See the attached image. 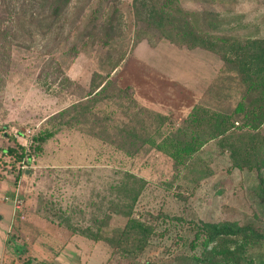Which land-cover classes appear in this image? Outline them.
<instances>
[{
	"label": "rangeland",
	"instance_id": "1",
	"mask_svg": "<svg viewBox=\"0 0 264 264\" xmlns=\"http://www.w3.org/2000/svg\"><path fill=\"white\" fill-rule=\"evenodd\" d=\"M98 1L73 0L66 14L69 21L81 11L76 30L65 45L76 44L78 54L63 59L73 86L44 81L35 53L13 51L8 62L0 55V172L12 175L13 180L19 173L13 185L19 182L25 205V220L11 235L14 241L9 247L13 246L19 257L31 260L28 252L33 244L60 247L79 236L69 226L113 238L126 223L119 212L132 196L126 194V175L143 182L132 217L152 229L148 246L139 256L126 255L99 241L102 245L88 254L86 264H176L181 257L199 256V250H190L189 244L201 223L251 226L264 234V199L259 194L264 167L239 169L235 164L243 163L241 156L234 155L239 139L246 135L253 136L252 145L261 143L264 150V124L249 130L243 116L233 114L245 87L237 67L223 60L226 50L215 38L241 46L264 40V0H179L180 8L194 15L197 29L214 35L197 41L204 49L188 48L198 38L181 22L178 27V21L160 20L155 18L157 14L152 15V24L162 29L170 22L174 31H166L169 38L183 45L166 39L154 47L146 40L137 43L134 0L100 4V20L94 25L90 19ZM153 2L158 5L161 0ZM153 36L156 39V33ZM57 53L55 58L60 55ZM108 74L140 107L167 119L152 137L153 145L126 157L91 136L63 130L39 153L29 155L31 142L23 147L24 140L14 138V132L37 134L51 116L102 85ZM193 108H198L203 118L228 116L233 126L223 137L205 144L186 169H175L163 140L182 125ZM115 112V117L126 121L119 109ZM206 130L203 126L201 132ZM9 148L15 151L12 157L3 154ZM56 233L60 236L54 237ZM247 256L255 264H264L263 248L247 251Z\"/></svg>",
	"mask_w": 264,
	"mask_h": 264
},
{
	"label": "trees",
	"instance_id": "2",
	"mask_svg": "<svg viewBox=\"0 0 264 264\" xmlns=\"http://www.w3.org/2000/svg\"><path fill=\"white\" fill-rule=\"evenodd\" d=\"M72 2L73 0H0V49L2 51L0 55L8 62L11 60L13 51L35 53L36 63H38L36 66L39 67V75L44 76V81L48 79L49 85L58 81V85L73 86L63 68V59L65 61L78 54L76 44L69 48L65 47L76 30L81 14L80 11L79 16L76 14V18L67 21L66 14ZM98 2L99 5L92 12V19H90L94 25H97L100 20L101 5L104 2L108 3V0ZM134 7L135 21L138 24V29L134 33L137 43L146 40L151 47H154L162 39H166L176 46L183 45L169 38L166 31H174L171 29L173 27H169L170 22L162 29L152 24L153 14H157L155 18L160 20L172 18L178 21V27L181 22V25L190 30L198 39L189 43L188 48L204 49L203 45L197 41L205 36H214L210 32L196 28L193 21L194 15L180 8L179 0H161L158 5L153 0H134ZM112 16L108 18V23L111 22ZM155 33L156 39L153 36ZM215 38L221 41L222 47L226 50L223 60L237 67L245 87V93L233 114L243 116L244 127L256 130L264 124V40L248 41L241 46L233 42H225L217 36ZM39 41L42 43L40 47L37 45ZM57 52L60 55L55 58ZM109 77L110 74L106 75L102 85L83 93L70 106L51 116L46 121L45 127L32 137L29 155L39 153L43 145L63 130H76L91 136L113 146L126 157L136 156L145 146L153 145L155 141L152 137L163 127L167 119L140 107L126 89H120ZM118 109L126 121L115 117V111ZM199 113L198 108H193L182 125L169 132L163 140V146L168 147L175 169L180 167L186 169L191 159L205 144L223 137L233 126L228 116L214 114L203 118ZM203 126L207 127L205 132H201ZM252 142L251 135L242 136L239 139L240 144L238 149L234 150V155L237 158L241 156L243 163H237L235 167L242 169L243 166H247L248 169L257 168L258 170L264 167L262 144L252 145ZM3 154L12 157L15 151L9 148ZM20 160L21 157H18V161ZM251 161L255 163L254 166L251 165ZM18 175L19 173L14 177L15 182L18 180ZM126 180V194L132 196L119 212L126 218V223L113 238H104L97 233L94 234L88 228L80 231L69 226V230L88 240L104 242L126 255L139 256L148 246L152 229L132 217L133 206L140 195L139 191L143 187V182L131 175H126ZM129 182H132L131 186ZM132 185H137V188L134 189ZM259 194L264 199V185L259 187ZM13 241L14 237L10 236L7 242V254H16L13 246L9 247ZM189 247L192 251L198 249L199 256L181 257L180 262L176 264H255L253 259L247 256V251L260 248L264 251V234L251 226L229 228L201 223L195 230ZM16 259L19 264H31L30 259L19 256Z\"/></svg>",
	"mask_w": 264,
	"mask_h": 264
},
{
	"label": "crops",
	"instance_id": "3",
	"mask_svg": "<svg viewBox=\"0 0 264 264\" xmlns=\"http://www.w3.org/2000/svg\"><path fill=\"white\" fill-rule=\"evenodd\" d=\"M13 183L12 175L0 172V264H19L16 259L18 252L15 255L7 254L8 239L18 231L20 226L13 224L12 205L4 201L5 198L12 196L16 187ZM56 236L60 235L56 233L54 237ZM101 245L99 242H89L79 236H73L64 246L60 247L49 245L41 248L33 244L29 247L28 253L31 257V264H86L88 254L92 255L94 249Z\"/></svg>",
	"mask_w": 264,
	"mask_h": 264
},
{
	"label": "built area",
	"instance_id": "4",
	"mask_svg": "<svg viewBox=\"0 0 264 264\" xmlns=\"http://www.w3.org/2000/svg\"><path fill=\"white\" fill-rule=\"evenodd\" d=\"M14 138L19 140H24L25 144H22L23 147H26L28 141L31 142L34 132L31 130H26L23 133L14 132ZM23 169V168H22ZM19 184V182H18ZM15 187V190L10 198H5L4 201L11 202L12 211H13V224H20L25 220V205L23 200L19 195V186Z\"/></svg>",
	"mask_w": 264,
	"mask_h": 264
}]
</instances>
